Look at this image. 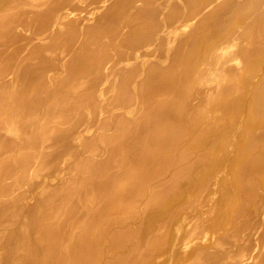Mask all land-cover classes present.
<instances>
[{"label":"bare ground","instance_id":"bare-ground-1","mask_svg":"<svg viewBox=\"0 0 264 264\" xmlns=\"http://www.w3.org/2000/svg\"><path fill=\"white\" fill-rule=\"evenodd\" d=\"M0 264H264V0H0Z\"/></svg>","mask_w":264,"mask_h":264}]
</instances>
